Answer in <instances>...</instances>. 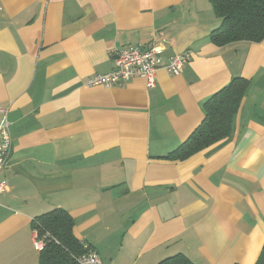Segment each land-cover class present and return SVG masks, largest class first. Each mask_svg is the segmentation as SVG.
I'll use <instances>...</instances> for the list:
<instances>
[{
	"label": "crops",
	"instance_id": "1",
	"mask_svg": "<svg viewBox=\"0 0 264 264\" xmlns=\"http://www.w3.org/2000/svg\"><path fill=\"white\" fill-rule=\"evenodd\" d=\"M209 0H0V107L12 152L0 171V264H38L32 221L67 210L103 264H255L264 245V40L218 46ZM164 41L181 74L86 85L117 50ZM251 85L234 136L167 158L233 77Z\"/></svg>",
	"mask_w": 264,
	"mask_h": 264
},
{
	"label": "trees",
	"instance_id": "2",
	"mask_svg": "<svg viewBox=\"0 0 264 264\" xmlns=\"http://www.w3.org/2000/svg\"><path fill=\"white\" fill-rule=\"evenodd\" d=\"M221 20L210 32V39L218 46L236 41L264 40V0H209ZM251 85L250 79L233 77L228 84L214 92L203 103L204 118L183 144L167 158L184 160L197 152L229 141L236 131V118ZM33 230L44 237L38 264H79L84 245L74 233L72 215L63 208H55L35 217ZM157 264H195L187 255L178 253ZM255 264H264V245Z\"/></svg>",
	"mask_w": 264,
	"mask_h": 264
},
{
	"label": "built area",
	"instance_id": "3",
	"mask_svg": "<svg viewBox=\"0 0 264 264\" xmlns=\"http://www.w3.org/2000/svg\"><path fill=\"white\" fill-rule=\"evenodd\" d=\"M164 41H153L145 46H131L121 48L114 56V67L104 73H97L87 78L86 85L91 87L105 86L113 87L117 84L141 76L147 81L149 87L156 84V75L161 67H165L172 75L181 74L185 64L191 59V53L184 51L171 56L164 64ZM12 152V140L10 136V121L8 108L0 107V171L9 164ZM7 189L5 181L0 182V192ZM34 247L39 252L45 247L44 237L34 230ZM79 264H103L99 254L87 249L83 254L77 256Z\"/></svg>",
	"mask_w": 264,
	"mask_h": 264
}]
</instances>
